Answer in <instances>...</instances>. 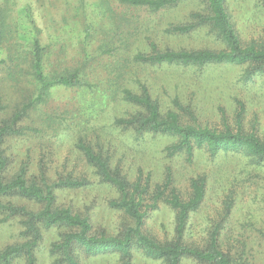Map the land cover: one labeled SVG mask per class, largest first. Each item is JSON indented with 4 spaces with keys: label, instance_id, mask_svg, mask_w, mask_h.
I'll list each match as a JSON object with an SVG mask.
<instances>
[{
    "label": "rangeland",
    "instance_id": "1",
    "mask_svg": "<svg viewBox=\"0 0 264 264\" xmlns=\"http://www.w3.org/2000/svg\"><path fill=\"white\" fill-rule=\"evenodd\" d=\"M10 13L9 22L20 35L32 28L50 47L48 69L60 72L81 67L97 86L93 90L117 88L116 101L102 102L99 92L58 87L49 100L32 108L18 125L26 128L55 124L57 135L34 133L8 137L7 177L22 166L30 177L45 169L50 179L72 177L85 181L78 188L56 190L57 204L87 215L93 233L122 235L132 222L121 210L111 206L119 197L115 187L102 181L87 163L78 147L82 140L107 157L113 173L130 185L138 181L145 187V203L152 204L163 191L157 206L147 209L143 230L155 240L169 244L177 237L176 212L167 203L172 191L183 199L192 194V180L204 179L205 197L191 213L185 240L205 248L210 233L219 228L225 251L243 253L252 264H264V166H258L243 150L211 155L206 147H195L190 156L182 151L170 154L177 136L138 133L115 123L140 109L120 97L128 87L139 93L146 84L160 103L162 114L176 111L183 124L202 125L218 130L237 129L239 101L246 111L242 128L257 126L264 135V75L249 84L240 81L244 67L230 64L197 67L138 64L134 55L151 49L147 36L160 49H221L222 44L199 24L197 14H208L203 0H183L176 6L150 12L119 0H0ZM226 8L244 43L264 41V10L259 0H226ZM197 25L188 33H167L173 25ZM31 32V30H30ZM7 46L0 49V60L7 59ZM0 63V125L9 119L16 106L33 93L24 78L20 84ZM16 76V75H15ZM113 89V88H111ZM97 116L94 117V114ZM132 191V189H130ZM6 204L24 205L38 211L42 205L15 195L0 198ZM21 218L0 212V250L29 239ZM64 227L43 229L36 246L38 264H52L50 249L62 239ZM15 264H26L25 257ZM80 264H124L119 252L109 250L96 256L80 254ZM130 264H166L134 248ZM182 264H200L185 258Z\"/></svg>",
    "mask_w": 264,
    "mask_h": 264
},
{
    "label": "trees",
    "instance_id": "2",
    "mask_svg": "<svg viewBox=\"0 0 264 264\" xmlns=\"http://www.w3.org/2000/svg\"><path fill=\"white\" fill-rule=\"evenodd\" d=\"M121 3L150 12L176 6L183 0H119ZM264 10V0H259ZM208 14H197L199 24L210 26V31L216 35L222 44L221 49H160L158 45L147 36L151 47L149 51L139 50L134 60L141 65L162 68L165 66L197 67L230 64L244 67L240 81L246 84L252 82L257 75H264V41L252 40L244 43L237 33L226 8V0H203ZM10 13L0 3V49L7 46V59L0 63H7L6 68L12 72V77L18 84L24 78L33 88V93L25 98L20 106H16L9 119H3L0 125V198L17 196L35 201L42 205L38 211L31 210L24 205L6 204L0 201V212L10 217L21 218L24 233L29 236L24 242L8 245L0 250V264H15L25 257L26 264H38L35 253L36 246L42 238L43 229L51 227H64L62 239L55 242L51 249L52 264H80V254L96 256L114 250L119 252L124 264H130L134 255V248L141 249L145 255L160 260L166 264H182L185 258L193 259L200 264H252L243 253H231L223 249L220 231L214 229L208 239L207 246L201 248L189 244L185 240L191 213L199 208L204 200L206 187L204 179L192 180V194L183 199L176 191H172L167 203L176 212V239L169 243H161L144 232V222L147 209L157 206V200L162 196L160 191L152 204L145 203V187L138 181L134 187L122 177L113 173L110 161L86 142L80 140L81 149L88 164L99 174L102 181L109 183L117 189L119 197L111 201V206L123 211L132 221L122 235H107L106 233H93L90 217L75 212L71 207L57 204L56 190L59 188H78L85 185V181L72 177L50 179L45 169H41L38 177L28 175L27 167L22 166L11 177H7L6 170L9 156L6 153V140L8 137L25 134V129L32 132L57 135L55 124L40 127L26 128L18 125L26 114L40 104L46 103L53 90L58 87H77L83 92L102 93L106 99L102 102L116 101L117 88L109 87L107 91L93 90L95 83L84 68L76 67L60 72L48 69L50 47L41 41L39 32L29 30L27 36L20 35L9 22ZM197 25L176 24L166 29L167 33H188ZM16 75V76H15ZM27 77V78H26ZM141 91L136 93L130 88L121 89L123 100L136 107L137 113L128 118H115V123L124 128L134 129L138 133H162L177 136L179 141L169 147L170 154L185 151L193 154L195 147H206L211 155L222 151L243 150L258 166H264V135L260 134L257 126L253 125L251 131H245L242 120L246 111L245 103L239 101L237 112V129L227 127L218 130L202 125L183 124L176 111L169 110L162 114L161 103L154 97L152 90L141 83ZM113 88V89H111ZM97 113L94 114V117ZM132 189V191H130ZM144 206L147 207L144 210Z\"/></svg>",
    "mask_w": 264,
    "mask_h": 264
}]
</instances>
